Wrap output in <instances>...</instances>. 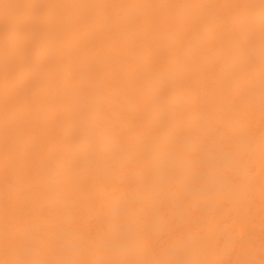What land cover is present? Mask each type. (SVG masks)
Masks as SVG:
<instances>
[{
  "label": "bare ground",
  "instance_id": "1",
  "mask_svg": "<svg viewBox=\"0 0 264 264\" xmlns=\"http://www.w3.org/2000/svg\"><path fill=\"white\" fill-rule=\"evenodd\" d=\"M0 264H264V0H0Z\"/></svg>",
  "mask_w": 264,
  "mask_h": 264
}]
</instances>
